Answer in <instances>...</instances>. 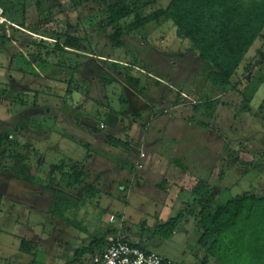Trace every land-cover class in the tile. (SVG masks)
Masks as SVG:
<instances>
[{"label":"rangeland","instance_id":"obj_1","mask_svg":"<svg viewBox=\"0 0 264 264\" xmlns=\"http://www.w3.org/2000/svg\"><path fill=\"white\" fill-rule=\"evenodd\" d=\"M127 2L118 29L172 0ZM39 3L0 0V264H91L117 235L174 264H221L199 243L194 189L208 185L213 210L264 195V38L223 93L166 18L114 48L102 4ZM180 215L167 239L160 226Z\"/></svg>","mask_w":264,"mask_h":264},{"label":"trees","instance_id":"obj_2","mask_svg":"<svg viewBox=\"0 0 264 264\" xmlns=\"http://www.w3.org/2000/svg\"><path fill=\"white\" fill-rule=\"evenodd\" d=\"M71 2L75 8L88 2L102 4L104 10L99 16L98 26L101 31L109 33L108 38L114 48L124 46L121 39L126 34L162 18L172 21L177 38L187 40L191 50L212 66L208 81L223 93L229 91L247 57L258 41L264 38V0H172L168 8L140 19L125 29H118L116 25L134 14L127 0ZM39 5V0H25L26 7ZM0 7L5 9L6 5L0 4ZM55 33L59 40L64 39L63 43L57 42L60 50L79 49L82 43L79 38L65 31L51 30L49 34ZM128 80L133 82L131 78ZM201 106L214 109L212 102L199 103L194 108L198 110ZM109 141L123 145L112 137ZM194 194L198 196L196 203L201 207L199 214L195 212L194 215L200 219L202 236L199 243L210 252L212 258L221 264H264V195L246 193L226 205L217 204L216 210H213L214 200L207 184L198 182ZM60 196V193L56 194L52 209L61 203ZM181 216L160 226L165 230L163 234L167 239L175 234ZM107 242L108 236L96 240L92 252L96 253L93 251L96 245L105 247ZM28 248L29 243L23 242L22 252L28 253Z\"/></svg>","mask_w":264,"mask_h":264},{"label":"built area","instance_id":"obj_3","mask_svg":"<svg viewBox=\"0 0 264 264\" xmlns=\"http://www.w3.org/2000/svg\"><path fill=\"white\" fill-rule=\"evenodd\" d=\"M2 12H0V16ZM144 157V156H143ZM141 167V165H139ZM91 264H174L157 253L145 251L137 244L117 235L96 252Z\"/></svg>","mask_w":264,"mask_h":264}]
</instances>
